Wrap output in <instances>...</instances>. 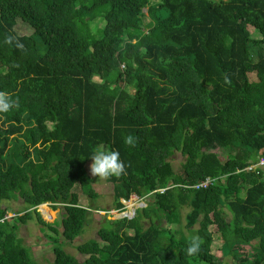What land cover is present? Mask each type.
Segmentation results:
<instances>
[{"label": "trees", "instance_id": "trees-1", "mask_svg": "<svg viewBox=\"0 0 264 264\" xmlns=\"http://www.w3.org/2000/svg\"><path fill=\"white\" fill-rule=\"evenodd\" d=\"M0 91L18 101L0 114V264H39L17 236L33 218L51 264H224L211 225L194 229L209 211L224 256L264 264V176L244 170L264 156V0H0ZM100 146L130 164L109 181L115 208L132 195L147 205L105 219L76 246L80 261L63 245L88 223L80 193L97 198L87 163ZM221 148L234 152L222 161ZM206 177L216 181L185 187ZM17 198L24 214L8 218L3 203ZM44 203L61 217L46 222Z\"/></svg>", "mask_w": 264, "mask_h": 264}, {"label": "rangeland", "instance_id": "rangeland-1", "mask_svg": "<svg viewBox=\"0 0 264 264\" xmlns=\"http://www.w3.org/2000/svg\"><path fill=\"white\" fill-rule=\"evenodd\" d=\"M252 79H255V75H251ZM96 81H100L98 77L94 78ZM130 95H133L134 89L133 87H124ZM230 119L235 123H243L244 117L239 112H232L229 114ZM101 147V146H100ZM106 149L109 150L106 146H103ZM234 152L233 148H221L217 150V154L220 157L222 161H225L229 154ZM168 160L171 161L172 166L176 172L181 171L182 169V163H183V157L180 154V152H175L172 156L168 157ZM92 163H87V171L89 173V165ZM90 175V173H89ZM91 176V175H90ZM92 177V176H91ZM93 178V177H92ZM93 187L96 191L97 198L96 199H90L87 195L80 193V204L84 207L88 206L90 207L91 214L89 216L88 223L85 225L82 234L75 239V241L72 244L67 243L65 246L63 245L64 249L70 253L71 255L75 256L78 260H84L85 256L81 255L77 249L76 246L88 241L89 239H98L97 231L99 228L103 225L105 222V219L108 220H117L120 218H117L120 213H127L128 208L132 210L133 207H131L129 204H132L130 202H133L135 204L134 209H139L142 207H145L147 205V201L144 199L139 198L136 195H132L128 201H122L124 204V209L117 210L115 208L114 203V197H113V186L112 184L107 181H96L95 178H93ZM4 206L8 208L7 210V217L12 218L13 216H16V214L23 215L24 214V204L23 201L20 198L12 199L11 201H7L3 203ZM47 207L51 210V216L53 217L50 219L48 216L42 214L40 208L38 207V211L41 213L42 218L46 222H53L54 220L61 217L62 214V208H58L56 210H53L50 205H47ZM153 214L157 215V217L162 218V215H158L157 212L153 211ZM123 215V214H120ZM128 216H131L130 213L126 214ZM136 215V213H135ZM184 215V212H183ZM184 219H182V226H184ZM144 225L147 226L148 222H144ZM164 227H168L166 222L164 221L162 223ZM210 226V229L213 233L214 242L212 245L213 251L223 258L224 264H234V261L230 257H226L223 255V249H222V239L218 232V224L214 222V220L211 217V211L208 212V215L203 217L202 220L195 225L194 229L200 228L202 226ZM171 227V226H169ZM173 227L177 228L178 225H174ZM183 231L185 233L188 232L187 229L183 228ZM45 232L42 228V226L37 223L36 219L33 218L32 220L28 221L26 224H21L17 236L22 239L23 245L28 247L32 258L35 259V261L39 264H51L54 260V255L52 252V244L48 242V239L44 236Z\"/></svg>", "mask_w": 264, "mask_h": 264}, {"label": "clouds", "instance_id": "clouds-1", "mask_svg": "<svg viewBox=\"0 0 264 264\" xmlns=\"http://www.w3.org/2000/svg\"><path fill=\"white\" fill-rule=\"evenodd\" d=\"M4 42L9 46H14L21 52L26 51L24 44L16 35L8 34ZM225 82H228L227 77L225 78ZM17 106L18 101L15 100L10 93L0 91V114H6ZM136 142V138L132 135L124 139L126 146L135 147ZM90 159L92 163L89 165V173L96 181L107 182L114 178L120 179L127 174V167H130V164L126 165L124 161L121 160L118 151L108 150L103 146L96 149ZM201 245L202 240L199 236L191 237L186 248V255L189 257L196 256L201 250Z\"/></svg>", "mask_w": 264, "mask_h": 264}, {"label": "built area", "instance_id": "built-area-1", "mask_svg": "<svg viewBox=\"0 0 264 264\" xmlns=\"http://www.w3.org/2000/svg\"><path fill=\"white\" fill-rule=\"evenodd\" d=\"M256 168L264 169V156L259 157L258 161L255 164L248 166L244 170L245 171H251V170L256 169ZM215 181H216V178L206 177L205 179L198 181L193 185L185 186V187H190V188L195 189V190L202 189V188L204 189V188H207L210 185H212Z\"/></svg>", "mask_w": 264, "mask_h": 264}, {"label": "bare ground", "instance_id": "bare-ground-1", "mask_svg": "<svg viewBox=\"0 0 264 264\" xmlns=\"http://www.w3.org/2000/svg\"><path fill=\"white\" fill-rule=\"evenodd\" d=\"M130 203H132V204H131V207H133L132 210L128 208V211H129V212H127V213H126V212H125V213H122L123 216H124L125 214H128V213H130V215H131L133 209L135 208V204H134L133 202H130ZM128 205H130V204L128 203ZM40 210H41V212L44 213V214L47 213V212H49V208L47 207V205H42L41 208H40ZM50 211H51V210H50ZM118 215H120V214H118Z\"/></svg>", "mask_w": 264, "mask_h": 264}, {"label": "water", "instance_id": "water-1", "mask_svg": "<svg viewBox=\"0 0 264 264\" xmlns=\"http://www.w3.org/2000/svg\"><path fill=\"white\" fill-rule=\"evenodd\" d=\"M123 201H125V200H123ZM42 205H49V203L41 204L38 207H41ZM135 213H136V209H133V211L131 213V216H128V215L125 214L124 216L123 215H119V216H117V218H120V219H123V218L132 219L135 216ZM120 214H122V213H120Z\"/></svg>", "mask_w": 264, "mask_h": 264}, {"label": "crops", "instance_id": "crops-1", "mask_svg": "<svg viewBox=\"0 0 264 264\" xmlns=\"http://www.w3.org/2000/svg\"><path fill=\"white\" fill-rule=\"evenodd\" d=\"M260 171H262L263 172V176H264V169H261ZM128 205V204H127ZM130 206H131V204H130Z\"/></svg>", "mask_w": 264, "mask_h": 264}]
</instances>
